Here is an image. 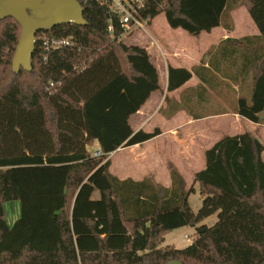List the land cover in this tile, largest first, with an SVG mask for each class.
<instances>
[{"label": "trees", "instance_id": "obj_1", "mask_svg": "<svg viewBox=\"0 0 264 264\" xmlns=\"http://www.w3.org/2000/svg\"><path fill=\"white\" fill-rule=\"evenodd\" d=\"M77 1L86 24L37 32L30 71L12 72L20 26L0 20V264L264 262V146L257 133L223 135L204 151V168L193 175L202 197L197 211L188 203L193 186L171 162L168 187L110 173L111 152L160 134L130 123L160 89L158 70L145 47L110 37L107 7ZM239 6L264 47V0H148L141 14H163L170 28L199 36L231 29L230 12ZM51 37L74 44L46 51L42 42ZM199 67L168 66L167 91ZM251 83L250 100L239 97L235 113L261 123L264 54L252 63ZM94 141L97 156L87 149ZM13 201L18 214L10 225L4 203ZM212 214L213 224H201ZM185 226L197 227L188 246L162 245L167 233Z\"/></svg>", "mask_w": 264, "mask_h": 264}, {"label": "crops", "instance_id": "obj_2", "mask_svg": "<svg viewBox=\"0 0 264 264\" xmlns=\"http://www.w3.org/2000/svg\"><path fill=\"white\" fill-rule=\"evenodd\" d=\"M239 9L244 8L237 7L230 12L231 29L218 26L210 32H201L196 37L195 47H182L180 55L174 52L177 57L171 53L172 47L162 53V60L158 56L153 62L150 55L158 70L160 89L150 94L131 116L130 123L135 131L151 132L158 128L160 134L142 144L119 147L111 152L108 155L109 171H115L113 158L119 153L124 163L120 173L110 171L112 175L120 180L134 181L150 177L168 187L171 181L167 164L171 162L181 173L186 186H193L198 191L193 175L204 168V151L221 136L249 131L257 133L264 146V110L259 114L263 119L261 123L235 113L239 97L250 100L251 66L264 54V47H258L259 31L245 9L247 14L244 13L242 20L245 26L236 22ZM244 37L242 44L233 41ZM145 49L151 54L148 47ZM199 64L188 81L175 90L167 91L168 66L191 70ZM94 142L98 148V143ZM261 158L264 161V150ZM188 203L194 211L201 205L195 200L192 205L190 195Z\"/></svg>", "mask_w": 264, "mask_h": 264}, {"label": "water", "instance_id": "obj_3", "mask_svg": "<svg viewBox=\"0 0 264 264\" xmlns=\"http://www.w3.org/2000/svg\"><path fill=\"white\" fill-rule=\"evenodd\" d=\"M83 8L77 0H0V20L11 17L20 26L19 39L11 61L13 73L31 70L36 34L62 23L85 25ZM166 264H182L171 260ZM261 264H264L262 262Z\"/></svg>", "mask_w": 264, "mask_h": 264}, {"label": "rangeland", "instance_id": "obj_4", "mask_svg": "<svg viewBox=\"0 0 264 264\" xmlns=\"http://www.w3.org/2000/svg\"><path fill=\"white\" fill-rule=\"evenodd\" d=\"M242 7V6H239ZM243 11V13H241ZM245 10H237L236 15L238 18L236 19V22L238 25L240 24L242 27H244V21L243 17L245 18ZM248 19V15H247ZM165 23V24H164ZM164 25V26H163ZM166 25V27H165ZM148 35L146 34H137L132 35L128 38H125L121 40V42L125 44H136L139 46L148 47L150 49V55L153 57V62L157 61L155 57L160 56V59L162 60V53L166 51V49H170L172 47L171 53L174 52L177 53V55H180L182 53V47H195V40L198 36H191L187 34L186 32L182 31L181 29H172L169 28L166 21L164 20L163 14L158 15L155 17L154 21L152 20L148 27H147ZM152 40L155 41V44L152 45ZM175 56V55H174ZM177 57V56H175ZM88 151L93 153L94 150H97L95 142L92 145L87 146ZM121 153L116 155L113 158V168L115 171H110L112 173H120V167L123 166V159L122 156H120ZM98 194L95 192L93 194V198H97ZM190 200L191 204L194 205V200L197 203H201L202 197L199 194V192L196 190L195 192L190 194ZM4 208L6 211V219L7 222L12 225L15 218H17L18 214V202L13 201L12 203H4ZM217 220L216 214H212L211 216L207 217L202 221L201 224L211 225ZM197 227H180L177 229H174L167 233L164 236V240L162 242V245H171L174 246L177 249L185 248L190 244L191 241H187V238L192 239L194 237V234L196 232Z\"/></svg>", "mask_w": 264, "mask_h": 264}, {"label": "built area", "instance_id": "obj_5", "mask_svg": "<svg viewBox=\"0 0 264 264\" xmlns=\"http://www.w3.org/2000/svg\"><path fill=\"white\" fill-rule=\"evenodd\" d=\"M99 5L105 6L110 10V18L107 24V31L110 37L121 41L130 36L146 34L148 35L147 27L152 21L148 17L142 16V11L145 9L148 0H96ZM119 32H116V26ZM70 38H46L42 42L44 50H52L60 47L73 45ZM155 41L152 40V45ZM93 156L99 155L98 150H94ZM192 239L187 238V241Z\"/></svg>", "mask_w": 264, "mask_h": 264}]
</instances>
